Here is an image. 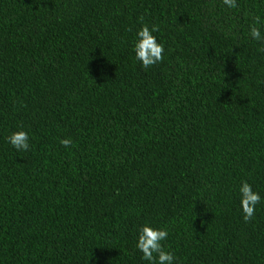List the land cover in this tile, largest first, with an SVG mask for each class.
<instances>
[{
    "label": "trees",
    "instance_id": "obj_1",
    "mask_svg": "<svg viewBox=\"0 0 264 264\" xmlns=\"http://www.w3.org/2000/svg\"><path fill=\"white\" fill-rule=\"evenodd\" d=\"M237 5L0 0V264H147L145 223L174 264H264V0ZM241 181L261 197L247 222Z\"/></svg>",
    "mask_w": 264,
    "mask_h": 264
},
{
    "label": "clouds",
    "instance_id": "obj_2",
    "mask_svg": "<svg viewBox=\"0 0 264 264\" xmlns=\"http://www.w3.org/2000/svg\"><path fill=\"white\" fill-rule=\"evenodd\" d=\"M222 4L228 9L238 7L237 0H222ZM264 21L259 16L252 19L248 25V36L252 40L264 43ZM158 28L153 25H143L137 30L132 51L135 60L140 62V66L148 68L149 66L159 63L162 59L163 45L157 41V37L153 35ZM7 142L18 152H27L30 150L29 134L26 131L19 130L12 132L7 137ZM61 145L68 148L72 141L63 139ZM240 209L243 219L247 222L254 213L256 205L260 202L259 193L253 191L252 186L246 181H241L239 189ZM169 233L164 228L153 227L150 224H143L137 229L135 238V249L141 253V260L147 264H174V254L172 251H165L164 244Z\"/></svg>",
    "mask_w": 264,
    "mask_h": 264
}]
</instances>
